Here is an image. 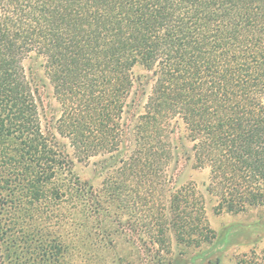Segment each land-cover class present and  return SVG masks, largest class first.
I'll use <instances>...</instances> for the list:
<instances>
[{
  "label": "trees",
  "instance_id": "trees-1",
  "mask_svg": "<svg viewBox=\"0 0 264 264\" xmlns=\"http://www.w3.org/2000/svg\"><path fill=\"white\" fill-rule=\"evenodd\" d=\"M31 53L79 159L120 153L131 136L112 196L138 208L155 264H192L183 249L167 257L172 240L195 250L214 237L202 193L176 185L181 158L209 168L216 213L264 206V0H0V135L49 181L70 162L50 124L41 130Z\"/></svg>",
  "mask_w": 264,
  "mask_h": 264
},
{
  "label": "rangeland",
  "instance_id": "rangeland-1",
  "mask_svg": "<svg viewBox=\"0 0 264 264\" xmlns=\"http://www.w3.org/2000/svg\"><path fill=\"white\" fill-rule=\"evenodd\" d=\"M23 65L37 91L41 130L46 136L45 128L50 124L56 133L57 149L66 145L70 167L58 170L52 180L42 181V169L29 161L17 137L0 135V264H155L153 253L148 251L155 246L139 223L138 208L126 209L112 196L113 183L118 180V160L129 153L131 136L122 141L120 153L105 151L79 159L69 139L55 129L61 111L44 72V59L31 53ZM134 74L143 75L145 71L138 66ZM149 89L147 85L146 92ZM177 133L182 137V124ZM182 141L189 148L184 138ZM179 162L176 185L191 182L202 193L214 237L195 250L172 240V252L167 257L177 256L183 249L186 256L198 254L192 264H205L206 260L246 264L244 260L254 251L251 263L262 264L264 206L238 214L216 213V198L206 189L209 168L194 167L182 158Z\"/></svg>",
  "mask_w": 264,
  "mask_h": 264
}]
</instances>
